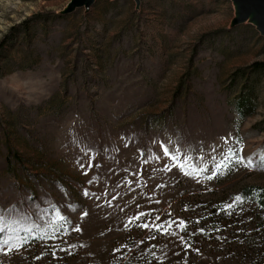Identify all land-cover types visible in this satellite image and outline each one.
<instances>
[{
	"label": "rangeland",
	"instance_id": "374dc122",
	"mask_svg": "<svg viewBox=\"0 0 264 264\" xmlns=\"http://www.w3.org/2000/svg\"><path fill=\"white\" fill-rule=\"evenodd\" d=\"M70 1L0 0V211L51 230L39 209L55 205L71 221L68 235L0 253V264H264V208L244 195L264 188V170L206 179L229 147L254 163L264 153V38L230 28V0H96L59 15ZM161 144L208 171H162L173 161ZM85 148L96 154L87 176ZM137 212L151 213L137 224L159 216L187 229L125 230Z\"/></svg>",
	"mask_w": 264,
	"mask_h": 264
},
{
	"label": "snow or ice",
	"instance_id": "6c2138e0",
	"mask_svg": "<svg viewBox=\"0 0 264 264\" xmlns=\"http://www.w3.org/2000/svg\"><path fill=\"white\" fill-rule=\"evenodd\" d=\"M123 139V138H122ZM224 143H229V137L223 138ZM237 144H242V141L236 139L235 141ZM128 145L125 144V147ZM161 148L163 150V155L168 157L170 160L173 161L171 166L165 165L162 171H171V167H178L184 175L189 176L191 175L194 179H199V176L203 173L208 171L207 168H197L191 165H188L187 162L191 160L190 156H185L183 163H176L180 161V151L177 149L175 152L169 150L167 146L161 144ZM85 156H89V159L85 162H81V160H77V164L79 165L83 175L87 176L89 171L92 169L93 160L95 159V152L91 149H81ZM215 151V148H213ZM243 152V147L241 146L239 149H233L232 147L227 148V150L223 153V159L218 162L212 170V175L206 176V179L211 180L214 179L218 175H223L234 165H242L245 168L253 169L254 167H258L264 170V153L259 155V159L254 163L253 157H245L240 155L239 153ZM140 156L143 158L144 153L143 151L140 152ZM159 159V157H149L148 159L144 160V163L147 164L150 159ZM201 159L203 157L201 156ZM215 160V157H213ZM186 165L188 166L189 170H185ZM95 167H100V165L96 164ZM133 175L139 176V173H133ZM97 180V177H93L91 180L88 181V184H93ZM125 182L131 185V181L125 178ZM164 185H159L158 187H163ZM83 195L85 197H95L97 201L101 198L100 196L96 195L94 192H89L87 188L83 190ZM108 195L107 191L104 192V196ZM117 199V196H113L112 200ZM244 202V197L239 195L233 197V201L231 204H227L223 206V211L229 212L234 210L239 204ZM106 203L109 207L112 206V201L107 200ZM159 203V201H156ZM103 205L100 204L98 207H102ZM73 205H69V208H73ZM139 207V206H138ZM39 214L43 219L45 216L47 217V223L51 226V230L41 229L35 221L29 215H26L20 212L15 206L8 209L6 212L0 211V253L7 256L11 253H19L21 249L25 248L28 244L31 243L32 240L40 239V240H55L60 236H66L69 234V225L71 221L68 217L62 215L61 210L56 207L55 205H50L49 208L39 209ZM151 215L150 212H137L136 215L129 217L127 221L124 223L125 230H131L133 226L139 227L141 229H150L153 232L159 233L160 235H171V236H178L180 232H184L187 229V222L183 220H170L165 221L163 223H157L160 220L159 216H156L153 220H146L143 223L137 224V221H140L142 217H147ZM88 216V212L84 211L80 219L83 220L85 217ZM199 223V221H197ZM173 225H175L176 230H173ZM110 230V229H109ZM72 232L80 233L82 229L79 224H76L74 227L71 228ZM201 233H203V229H199ZM23 233V235H21ZM39 233V235H36ZM193 235L195 233H192ZM103 235V233H101ZM151 239H156L155 236H152ZM179 240L181 243H186L183 236H179ZM143 243V241H141ZM85 245H80V247H84ZM190 246V245H189ZM55 247V246H54ZM77 247L76 245H70L69 249L61 248L60 251H70V249ZM123 247H127L124 245ZM155 247V246H153ZM121 248H115L113 253H119ZM52 255L55 257L56 253L53 252ZM41 257H36V259H40ZM161 264L163 262L161 261Z\"/></svg>",
	"mask_w": 264,
	"mask_h": 264
},
{
	"label": "water",
	"instance_id": "95a60500",
	"mask_svg": "<svg viewBox=\"0 0 264 264\" xmlns=\"http://www.w3.org/2000/svg\"><path fill=\"white\" fill-rule=\"evenodd\" d=\"M139 9L141 0H134ZM234 7V18L230 23V28L248 24L255 27L264 38V0H230ZM96 0H71L66 8L59 13L67 16L79 9L90 11Z\"/></svg>",
	"mask_w": 264,
	"mask_h": 264
},
{
	"label": "trees",
	"instance_id": "16d2710c",
	"mask_svg": "<svg viewBox=\"0 0 264 264\" xmlns=\"http://www.w3.org/2000/svg\"><path fill=\"white\" fill-rule=\"evenodd\" d=\"M4 42V41H3ZM259 69H264V63H256L255 65ZM244 195L254 197L258 203V205L264 208V188L261 189H248L244 192Z\"/></svg>",
	"mask_w": 264,
	"mask_h": 264
}]
</instances>
